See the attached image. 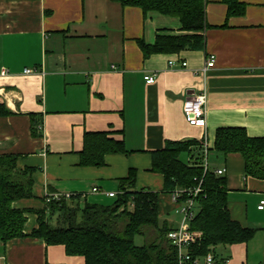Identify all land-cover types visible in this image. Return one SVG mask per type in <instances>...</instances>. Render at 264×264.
Segmentation results:
<instances>
[{
    "label": "crops",
    "instance_id": "0c3cea01",
    "mask_svg": "<svg viewBox=\"0 0 264 264\" xmlns=\"http://www.w3.org/2000/svg\"><path fill=\"white\" fill-rule=\"evenodd\" d=\"M239 1L246 5L240 16H227L220 0L206 1L203 49L144 57L138 39L151 44L157 34L187 33L177 17L111 0H0V103L11 111L0 116V155H15L18 169L36 168L34 197L14 202L32 210L26 233L36 226L34 211L45 207L46 194L108 205L115 200L109 192H118L130 168L135 189L161 191L163 177L151 170L150 151L168 140L202 138L211 147L215 130L228 126L264 137V0ZM210 54L214 66L203 75ZM146 74L155 81L146 83ZM199 89L206 93L205 128L187 123L182 111ZM93 131L122 136L129 152L106 154L101 166L81 165L84 133ZM213 156L210 168L226 169L231 217L256 228L247 242L218 247L216 258L264 264V209L257 208L264 180L245 176L238 153ZM159 198L160 222L176 227L171 195ZM46 263L84 264V258L36 238L0 244V264Z\"/></svg>",
    "mask_w": 264,
    "mask_h": 264
},
{
    "label": "trees",
    "instance_id": "16d2710c",
    "mask_svg": "<svg viewBox=\"0 0 264 264\" xmlns=\"http://www.w3.org/2000/svg\"><path fill=\"white\" fill-rule=\"evenodd\" d=\"M122 6H135L143 13L158 12L174 16L181 22L185 34H157L153 43L142 39L137 44L144 57L151 54H174L183 49L200 50L204 38V5L207 0H111ZM227 6V16H240L245 2L220 0ZM11 111L0 103V116ZM32 132L36 127L32 125ZM110 131L85 132L79 163L83 166L104 165V155L129 152L122 136L114 138ZM225 156L238 153L244 161V174L264 180V137L249 136L244 127H218L208 152ZM151 170L163 177V189H135L136 170L130 168L118 181L115 200L108 205L81 202L78 195L50 200L45 207L34 211L36 226L26 233V213L30 209L14 206L16 200L34 197L32 174L34 167L18 169L17 157L0 155V244L15 238H36L47 245H63L69 256H82L84 264H178L177 250L167 233L175 228L159 220V196L176 189H192L199 185L195 195L196 213L191 229L201 237L186 250L191 260L211 252L215 264L216 249L234 243L247 242L256 228L244 227L234 220L228 209V188L225 173L215 169L204 170L203 140L190 138L168 140L160 149L152 150ZM191 197L183 194L181 200ZM53 223H52V222ZM143 243L136 244L135 237ZM64 264V263H46ZM192 264V261L188 262Z\"/></svg>",
    "mask_w": 264,
    "mask_h": 264
},
{
    "label": "built area",
    "instance_id": "2783aa9c",
    "mask_svg": "<svg viewBox=\"0 0 264 264\" xmlns=\"http://www.w3.org/2000/svg\"><path fill=\"white\" fill-rule=\"evenodd\" d=\"M215 57L214 55H209L205 59L203 66L200 68V73L205 74L208 69L214 66ZM174 61H169V65H175ZM180 66L182 68L187 66L186 61H181ZM115 68V66H112ZM24 73H32L34 72L33 69L26 68L23 71ZM144 79L146 83H153L155 81L154 74H146L144 75ZM206 93L204 89H199L196 93L192 96L186 98L182 104V111L184 117L190 125L205 128L207 124L206 119ZM41 126H39L40 128ZM208 142L204 139L203 144V152H204V162L203 167L204 170L208 166L207 160V152H208ZM216 173L222 175L225 173L226 169L224 167L215 169ZM95 190V188H94ZM200 187L199 185L192 188V189H183L179 188L174 190L171 193V200L176 205V212L179 214V222L178 225L169 230L167 236L172 243L176 247L177 250V259L178 264H188V262L192 261V264H200L199 259L191 260L190 255L188 254L186 248L190 245L195 243L200 237L201 232L198 230L191 229L189 223L191 219L194 217L196 213V202L194 200L195 195L199 192ZM188 193L191 197H188L184 200H181L183 194ZM110 196H115L116 193L109 192ZM71 197L69 193H53V194H46L45 201L49 202L50 200H59L61 198L68 199ZM258 209H264V200L260 201L257 205ZM202 264H215L214 255L213 253H207L203 259Z\"/></svg>",
    "mask_w": 264,
    "mask_h": 264
},
{
    "label": "rangeland",
    "instance_id": "374dc122",
    "mask_svg": "<svg viewBox=\"0 0 264 264\" xmlns=\"http://www.w3.org/2000/svg\"><path fill=\"white\" fill-rule=\"evenodd\" d=\"M213 156V153L212 152H209L208 153V155H207V159H208V163H209V167H211V165H212V162H213V160H214V156ZM219 164H222L223 163V160L220 158V159H218V161H217ZM175 217L174 218H176V221L178 222V220H179V216L175 213V215H174ZM52 222V221H51ZM53 223V222H52ZM135 243L136 244H142L143 243V237L142 236H136L135 237Z\"/></svg>",
    "mask_w": 264,
    "mask_h": 264
}]
</instances>
